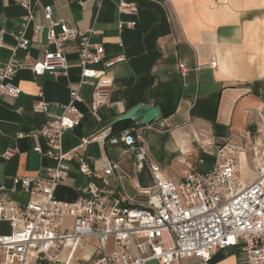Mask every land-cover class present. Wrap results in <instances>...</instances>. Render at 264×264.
<instances>
[{
  "label": "crops",
  "instance_id": "1",
  "mask_svg": "<svg viewBox=\"0 0 264 264\" xmlns=\"http://www.w3.org/2000/svg\"><path fill=\"white\" fill-rule=\"evenodd\" d=\"M21 1L0 0V62L31 65L44 56L46 6L52 7L54 21L81 31L95 29L93 41L104 45L107 59H124L108 76L112 105L101 109L100 121L89 115L92 87L80 89L81 119L65 134L64 151L78 148V157L92 168L112 159L134 172L131 157L123 154L124 145L109 142L110 137L134 128L151 162L174 182H182L189 172L212 170L216 147L228 143L238 148L239 182L248 184L256 178L264 161V0H31L30 22ZM121 1L135 4L138 12L122 14ZM120 22L137 24L120 30ZM35 25L43 31L36 32ZM20 34L31 42L27 51L17 48L15 37ZM66 51L67 71L37 77L29 68L22 69L13 81L20 95L0 100V186L11 189L14 178L44 176L56 165L34 148H45L39 130L61 114L70 92L79 88L76 44H69ZM214 61L217 67L211 68ZM181 63L188 68L184 75ZM40 94L50 104L48 114L34 112ZM140 106L157 108L160 117L148 125L120 121ZM105 135L110 137L95 140ZM207 143L214 146L203 149ZM8 151L14 157L7 161L3 155ZM135 178L143 186L151 183L147 169ZM88 181L74 161L70 178L57 186L55 198L65 203L78 200ZM10 196L22 206L30 201L20 188ZM89 243L97 244L94 239ZM208 264H249V255L242 246L230 247L217 251Z\"/></svg>",
  "mask_w": 264,
  "mask_h": 264
},
{
  "label": "built area",
  "instance_id": "2",
  "mask_svg": "<svg viewBox=\"0 0 264 264\" xmlns=\"http://www.w3.org/2000/svg\"><path fill=\"white\" fill-rule=\"evenodd\" d=\"M102 1V0H101ZM32 21L31 0H22ZM138 7L121 1L122 14H136ZM47 21V50L44 56L27 65L0 62V100L16 98L20 88L14 84L18 71L29 68L37 77L56 76L68 70L69 44L77 46L81 70L79 88L70 92V102L39 130L45 148H34L56 165L44 176L16 177L13 187L0 186V223L8 224L9 234H0V264H185L199 260L208 264L213 255L230 247L242 246L249 264H264V161L256 178L248 183L237 179L238 148L233 144L217 146L212 170L189 172L182 182L165 177L161 166L151 162L150 153L136 130L126 129L119 137L109 138L112 145H124L123 154L132 159L134 172L117 160L104 159L92 168L78 157V148L64 151L63 139L81 119L77 106L82 102L80 89H93L89 115L100 121V111L112 105L113 84L108 80L123 58L107 59L103 44L94 43L95 29L81 31L67 22L54 21L51 6L44 8ZM120 22L118 28H134ZM43 27L34 26L36 32ZM17 48L27 51L31 42L23 34L15 37ZM2 42H0V47ZM217 67V62L210 64ZM182 74L188 68L179 64ZM34 107L36 114H48L50 104L43 99ZM22 137V135H19ZM84 141L80 146H84ZM214 146L203 144L202 148ZM14 157L13 151L3 155ZM89 178L84 196L72 203L55 198V189L70 178L73 162ZM147 169L150 185H141L135 175ZM20 188L30 201L22 206L10 194ZM96 240V246L90 240ZM86 254L89 255L86 258Z\"/></svg>",
  "mask_w": 264,
  "mask_h": 264
},
{
  "label": "water",
  "instance_id": "3",
  "mask_svg": "<svg viewBox=\"0 0 264 264\" xmlns=\"http://www.w3.org/2000/svg\"><path fill=\"white\" fill-rule=\"evenodd\" d=\"M160 117L159 110L152 106H140L132 111L128 112L123 118L120 119L121 122L134 120L140 125H148L156 121Z\"/></svg>",
  "mask_w": 264,
  "mask_h": 264
},
{
  "label": "rangeland",
  "instance_id": "4",
  "mask_svg": "<svg viewBox=\"0 0 264 264\" xmlns=\"http://www.w3.org/2000/svg\"><path fill=\"white\" fill-rule=\"evenodd\" d=\"M9 232H10L9 225L0 223V234L5 235V234H9ZM86 258H88L87 254H86Z\"/></svg>",
  "mask_w": 264,
  "mask_h": 264
},
{
  "label": "bare ground",
  "instance_id": "5",
  "mask_svg": "<svg viewBox=\"0 0 264 264\" xmlns=\"http://www.w3.org/2000/svg\"><path fill=\"white\" fill-rule=\"evenodd\" d=\"M258 145V144H257ZM259 145H261V144H259ZM261 151V150H260ZM263 154V153H262ZM259 156V155H258ZM259 157H261V156H259ZM259 160V159H258ZM262 161V160H261Z\"/></svg>",
  "mask_w": 264,
  "mask_h": 264
}]
</instances>
